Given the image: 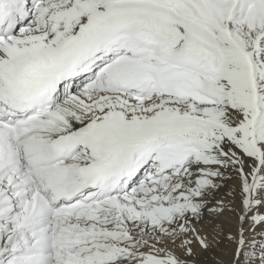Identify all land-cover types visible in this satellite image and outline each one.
Returning <instances> with one entry per match:
<instances>
[{
    "label": "snow or ice",
    "instance_id": "6c2138e0",
    "mask_svg": "<svg viewBox=\"0 0 264 264\" xmlns=\"http://www.w3.org/2000/svg\"><path fill=\"white\" fill-rule=\"evenodd\" d=\"M209 261L264 264V0H0V264Z\"/></svg>",
    "mask_w": 264,
    "mask_h": 264
},
{
    "label": "bare ground",
    "instance_id": "6f19581e",
    "mask_svg": "<svg viewBox=\"0 0 264 264\" xmlns=\"http://www.w3.org/2000/svg\"><path fill=\"white\" fill-rule=\"evenodd\" d=\"M221 195H223V193H221ZM232 223L234 224L235 221L233 220ZM222 247H223V246H222ZM225 259H226V257H225ZM208 264H211V262L209 261Z\"/></svg>",
    "mask_w": 264,
    "mask_h": 264
}]
</instances>
